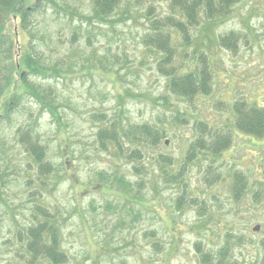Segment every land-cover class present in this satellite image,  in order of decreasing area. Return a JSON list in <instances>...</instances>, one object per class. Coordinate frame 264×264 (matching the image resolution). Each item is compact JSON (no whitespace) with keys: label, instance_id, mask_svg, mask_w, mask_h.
Wrapping results in <instances>:
<instances>
[{"label":"rangeland","instance_id":"rangeland-1","mask_svg":"<svg viewBox=\"0 0 264 264\" xmlns=\"http://www.w3.org/2000/svg\"><path fill=\"white\" fill-rule=\"evenodd\" d=\"M170 1L121 0L111 14L102 15L94 0H40L32 20L36 29H19V46L24 48L29 41L26 49L33 47L44 58L41 71L46 75L29 77L35 94L12 106L13 123L1 127L6 143L2 153L8 158H0V264L21 262L10 222H20L23 230L31 223V195L58 203L60 220L68 226L65 244L70 264H94L96 258L102 264H200L199 246L205 252L231 247L240 264H256L264 257V151H260L264 136L232 131L228 150L218 156L201 153L187 165V190L197 203L181 210L177 187L170 173L162 171L166 164L160 167L157 161L159 153L180 164L196 129L201 130L199 119L217 128L231 124L227 104L238 90L264 102V0H241L233 9L239 13L217 30L246 29L252 38L248 44L239 43L234 53L213 49L214 93L198 96L189 105L184 99L178 102L190 114L188 124L166 123L162 144L146 148L141 160L130 159L127 152L132 146L125 137L127 150L120 157L105 152L96 137L102 118L109 120L114 114L126 126L160 124L165 78L141 37L149 26V5L157 14L168 13ZM16 24L17 20L10 22L9 30ZM62 27L66 29L61 31ZM44 53L54 58L49 60ZM19 62L20 81L33 70L29 61ZM9 83L0 97V113L9 98L24 90L16 81ZM29 118L58 166L47 174H39L38 164H32L17 140V130ZM259 163L262 167L255 165ZM237 171L247 173L251 184L250 193L240 200L232 195ZM206 175L220 180L207 185ZM258 181L263 182L260 189ZM39 184L43 189L47 185L40 195L33 191ZM256 226L261 229L256 231Z\"/></svg>","mask_w":264,"mask_h":264},{"label":"trees","instance_id":"trees-1","mask_svg":"<svg viewBox=\"0 0 264 264\" xmlns=\"http://www.w3.org/2000/svg\"><path fill=\"white\" fill-rule=\"evenodd\" d=\"M30 1L32 0H0V97L6 92L11 80L16 81V86L21 85L24 89L9 98L5 102L4 111L0 113V158L3 160L8 157L5 158L2 153L6 143L3 140L1 127L13 123V107L27 100L30 97L27 95L35 94V88L32 87L29 77L46 75L41 71V65L45 63L44 58H39L33 47L26 49L27 45L30 46L29 41L24 48L19 46V29L22 31L36 29L32 20L39 9L40 0H33L35 2L31 3L32 5L29 4ZM120 1L94 0V6L102 15H108L114 11V7L119 5ZM240 2L241 0H171L168 13L158 14L156 8L149 5L147 16L151 18H148L149 26L144 34L142 33L141 40L146 51L151 54L156 69L165 78L167 95L161 96L160 99L161 107L164 109L162 119L159 125L142 122L126 126L115 114L109 120L103 117V123L96 137L105 152L118 155V157L123 156L124 150H127L123 146V137H125V141L132 146V151L127 152L130 159L141 160L146 148H156L162 144L163 138L167 136V130L164 127L166 123L178 125L190 122L189 112L180 106L182 103L178 104V102L184 99L186 100L184 104L189 105L188 102L195 103L198 96L209 97L214 93L216 78L212 65L214 64L213 49L220 47L233 52L238 50L239 43L245 41L248 44L252 38V34L250 35L246 29L245 31L241 29L238 31L232 29L227 32L217 31L229 21V18L239 13L238 10L233 11V9ZM241 17L244 16L241 15ZM15 20L18 21V25L16 24L10 31L9 23ZM65 29L66 27H62L61 31ZM239 31H242V34ZM44 55L49 60L54 58L51 53H44ZM19 61L26 62V65L29 61L33 70L30 75L25 71L28 76L20 81L16 76L19 71ZM58 64L62 66L61 62ZM34 84L41 90L43 98H46L47 94L40 87V83L35 81ZM239 91L236 92L232 102L227 104L228 111L233 115V122H231L233 126L226 124L222 128H217L209 121L199 119L201 130L196 129V135H193L194 137L184 151V160L182 157L178 160L181 161L180 164L176 159L158 153L159 160L157 161L160 167L166 164V168L162 171L165 174L170 173L177 187L178 209L190 206V203L193 205L197 203L190 192L188 193L185 177L189 169L186 166L197 161L201 153H208L210 156L221 155L223 151L231 147L233 143L231 132L235 130L246 135L264 136V102L254 101L255 98L252 96L255 94L246 95ZM222 107H224L223 104ZM237 135L239 134L236 133L235 137ZM16 136L32 164H38L39 174H47L52 171L53 167H58L54 163L50 146L41 140V134L34 121L27 120L17 130ZM262 146L260 151H264V145ZM67 158L68 156H65L63 162ZM66 165L70 166L69 161H66ZM255 165L260 166V163ZM2 175L0 166V179ZM205 177L207 185L220 180V178L210 179L207 175ZM248 180L247 173L237 171L233 175L232 192L234 194L232 195L235 200H240L244 195H248V192L250 193L251 184ZM262 183H256L258 188ZM42 189L39 184V187L33 191L40 195L44 193ZM30 197L28 209H30L31 223L25 225V230H23L20 222L19 224L14 221L10 222V233L14 234V242L20 244L15 252L21 261L20 264H70V255L65 244V232L68 226L66 222L60 220L61 210L57 206L58 203L55 201L56 205H54L51 201L46 202L44 197L42 199L40 196L31 195ZM203 209L205 210V203ZM229 237L231 236L227 239L230 240ZM104 249L105 247L102 248ZM198 249L199 253H202L200 264H240L233 257L231 247H220L208 252L203 251L202 246ZM158 251H162L160 245H158ZM256 260V264H264V257ZM94 264L102 263L96 258ZM121 264H124V261Z\"/></svg>","mask_w":264,"mask_h":264},{"label":"water","instance_id":"water-1","mask_svg":"<svg viewBox=\"0 0 264 264\" xmlns=\"http://www.w3.org/2000/svg\"><path fill=\"white\" fill-rule=\"evenodd\" d=\"M254 229L257 231V230H259V229H260V227H259V226H256Z\"/></svg>","mask_w":264,"mask_h":264}]
</instances>
